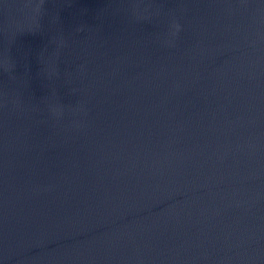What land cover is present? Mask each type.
<instances>
[{"label": "water", "instance_id": "obj_1", "mask_svg": "<svg viewBox=\"0 0 264 264\" xmlns=\"http://www.w3.org/2000/svg\"><path fill=\"white\" fill-rule=\"evenodd\" d=\"M0 264H264V0H0Z\"/></svg>", "mask_w": 264, "mask_h": 264}]
</instances>
